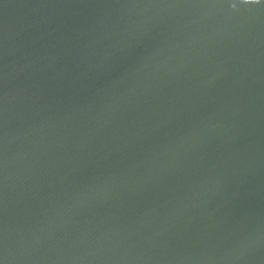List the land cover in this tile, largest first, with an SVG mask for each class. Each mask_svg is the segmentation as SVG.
Here are the masks:
<instances>
[{
  "label": "water",
  "instance_id": "obj_1",
  "mask_svg": "<svg viewBox=\"0 0 264 264\" xmlns=\"http://www.w3.org/2000/svg\"><path fill=\"white\" fill-rule=\"evenodd\" d=\"M0 264H264V0H0Z\"/></svg>",
  "mask_w": 264,
  "mask_h": 264
}]
</instances>
